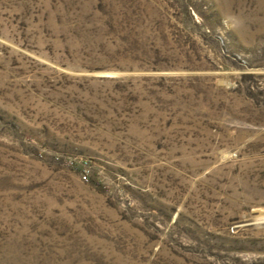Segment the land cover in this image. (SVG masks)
<instances>
[{
    "label": "rangeland",
    "instance_id": "374dc122",
    "mask_svg": "<svg viewBox=\"0 0 264 264\" xmlns=\"http://www.w3.org/2000/svg\"><path fill=\"white\" fill-rule=\"evenodd\" d=\"M0 264H264V0H0Z\"/></svg>",
    "mask_w": 264,
    "mask_h": 264
}]
</instances>
